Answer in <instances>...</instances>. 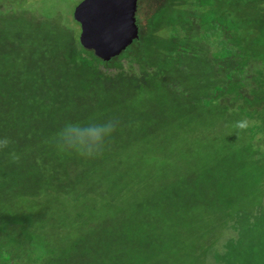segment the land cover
Returning <instances> with one entry per match:
<instances>
[{
	"label": "rangeland",
	"instance_id": "rangeland-1",
	"mask_svg": "<svg viewBox=\"0 0 264 264\" xmlns=\"http://www.w3.org/2000/svg\"><path fill=\"white\" fill-rule=\"evenodd\" d=\"M81 1L0 0V139L12 141L7 153L0 150L4 236L13 226L16 243L40 253L37 264H215L213 251L232 235V215L264 205V20L256 17L247 29L251 59L236 90L224 98L231 107L208 108L204 100L220 83L216 63L210 62L224 47L218 30L192 18L195 59H186L179 76L167 83L159 76L167 67L156 58L169 45L172 27L156 12L167 5L181 15L214 8L225 18L233 1L221 6L217 0H139L140 51L122 59L125 68L115 71L117 90L103 95L109 98L102 112L85 113L80 121L88 126L112 120L117 130L99 154L86 157L55 152L58 144L42 131L34 140L25 138L33 123L35 131L45 128L37 100L42 76L59 70L64 82L83 85L96 83L98 70L106 67L80 45L74 11ZM180 31L184 35L183 27ZM141 56L146 65L151 62L146 69ZM52 64L59 68L50 71ZM228 64V72L236 67ZM131 71L141 73L139 84L123 89L119 75L124 72L126 81ZM200 91H206L203 97ZM12 115L19 141L12 136L14 123L8 125ZM80 115L74 112V120ZM13 151L20 159L29 151L38 157L13 162ZM255 249L251 264L260 261Z\"/></svg>",
	"mask_w": 264,
	"mask_h": 264
},
{
	"label": "trees",
	"instance_id": "trees-1",
	"mask_svg": "<svg viewBox=\"0 0 264 264\" xmlns=\"http://www.w3.org/2000/svg\"><path fill=\"white\" fill-rule=\"evenodd\" d=\"M199 1L200 0H198V2ZM211 1L213 2L214 0ZM232 1L234 4L231 6L234 8L232 9L230 16L226 15L225 18H222L219 11L217 15L214 8L207 10V12H202L201 14L190 10L181 15L178 14L176 10H172L173 5H167L170 7L168 9L171 11L168 18L164 17L163 14V11L167 8V6L156 12V17H159L161 14L164 19H168L167 21L171 22L170 25L172 27L171 33L169 37H167L169 45L166 46L165 50H160L161 52L157 50L158 56L156 58L158 61L157 63L160 66L163 65V67H167L161 69L159 72L160 78L167 83H172L174 77L176 78L179 76V69L181 68L180 65H182L186 59H195L190 57V54H193L192 49L194 45L196 46V40H194L195 36L193 35L196 30V25L192 18L195 17L196 19H199V23L202 26L209 24L213 26V29L218 30V33L221 36V41L224 43V47L220 50V52L212 54L210 62L216 63L219 76L218 82L220 83L214 85V87H216L214 95L209 98H205L204 100L205 107L208 108L220 105L223 109L228 110L231 107L225 103L224 98L236 90L242 79L244 67L248 63L247 61L251 59H246L247 47L245 46V42L251 35V33L247 32V29H253L255 24L254 19L256 17L264 20V0ZM216 4L227 6L229 2L225 3L224 0H217ZM180 27H183L184 35H182L180 31ZM142 42L143 41L139 37V39L134 41L133 48L132 46L130 47L132 50H128V48L119 57H116L109 62H105L96 57L106 66L104 69L98 70V81L96 83L85 82L83 85H78L77 83L73 84L67 81L64 82V72L59 70L51 72L50 77L44 78L42 76V84L39 93L42 97L37 100L42 102L41 109L44 112H39V114L40 116H44V118L40 121V123L44 125L45 128L35 131L36 125L33 123L32 127H29V130H26L25 138L28 140H34L36 132L38 133L39 131H42L46 134L45 138L48 142L58 144L59 136L66 125L69 123L81 125L80 121L85 113L96 111L101 113L102 109H100V106L106 98H109L107 95H103L114 94L117 90L118 73L115 72L116 69L118 67L122 69L125 68L122 63V59L126 57L132 58V53L136 55L135 51H140L139 49L142 46ZM200 42L205 41L200 40ZM230 61L235 62L234 66L236 67L232 71L228 72V63ZM43 62L44 61L42 60L41 64L44 66L45 64H43ZM138 62L145 66L143 67L144 69L148 68L151 63L148 61V65H146L145 57L143 56L138 58ZM115 64H119V66H115ZM57 67L59 68V66L54 68V65L52 64L49 70L52 71L57 69ZM134 68L135 67H133V69ZM42 69L44 70L43 67ZM110 73L114 74V76H112L114 78L111 81L103 82V80H105L107 75ZM123 73L121 72L119 75L123 78V81H121L123 89L126 87L132 88L134 85L139 84V81L137 80H139L141 73L131 71V79L126 81H124L125 78ZM234 74H238L237 79H240L239 81L233 80L235 76ZM128 78H130V76ZM212 85L203 87H212ZM205 93L206 91L199 92L202 97ZM250 101L252 100H245V102L249 103V105L251 104ZM88 108L90 110H88ZM74 112L81 113L77 120H74ZM255 117L254 112L251 111L249 113V119H253ZM11 123H14L12 136L15 141H19L21 136L17 131V121L13 115L10 118V123H8V125ZM55 135H57V138H55ZM54 138L56 141H54ZM6 150L7 148L4 150V153H7ZM59 150L60 148L58 146L54 147L55 152H58ZM1 151L3 152V150ZM37 157L38 155L32 154L29 151L23 153L22 158L19 160H33ZM69 194L73 193L70 192ZM75 200H79V198H76ZM10 205L13 206L12 204ZM254 206L256 207L255 210H237V212L232 215V225L230 227L232 235L224 244L221 245V248L213 251L212 257L215 264H251V259L248 257L250 252L254 251L256 245H258V248L255 249V251L260 256V261H258L257 264H264V205L258 204V206ZM43 208H47L46 204ZM41 223L45 226L43 222ZM7 231L8 233L5 237L4 228H0V264H37L40 259V253L31 249H25L24 247H21V245H18L16 243L17 232H15V228L13 226L8 225ZM24 232H26V228L22 231V233ZM2 236L3 238H1ZM28 244L30 246L31 243L28 242ZM183 246L184 244L182 246H178V248L183 249ZM22 251H24V253H22ZM20 258H25V262H20Z\"/></svg>",
	"mask_w": 264,
	"mask_h": 264
},
{
	"label": "water",
	"instance_id": "water-1",
	"mask_svg": "<svg viewBox=\"0 0 264 264\" xmlns=\"http://www.w3.org/2000/svg\"><path fill=\"white\" fill-rule=\"evenodd\" d=\"M137 10L138 0H82L74 11L81 46L105 62L119 57L140 37Z\"/></svg>",
	"mask_w": 264,
	"mask_h": 264
},
{
	"label": "clouds",
	"instance_id": "clouds-1",
	"mask_svg": "<svg viewBox=\"0 0 264 264\" xmlns=\"http://www.w3.org/2000/svg\"><path fill=\"white\" fill-rule=\"evenodd\" d=\"M239 127L246 126V122H239ZM117 130V123L109 120L100 124L81 126L71 124L65 126L59 136L58 147L64 151H74L81 156H94L99 154L106 141ZM12 143L10 138L0 139V150L8 148ZM13 162H18L20 157L14 151L9 153Z\"/></svg>",
	"mask_w": 264,
	"mask_h": 264
},
{
	"label": "flooded vegetation",
	"instance_id": "flooded-vegetation-1",
	"mask_svg": "<svg viewBox=\"0 0 264 264\" xmlns=\"http://www.w3.org/2000/svg\"><path fill=\"white\" fill-rule=\"evenodd\" d=\"M139 1V0H138ZM225 1V3H228V2H231L232 0H224Z\"/></svg>",
	"mask_w": 264,
	"mask_h": 264
}]
</instances>
